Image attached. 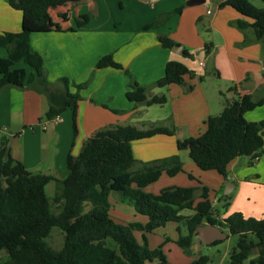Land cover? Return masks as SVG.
Instances as JSON below:
<instances>
[{
	"label": "crops",
	"instance_id": "obj_1",
	"mask_svg": "<svg viewBox=\"0 0 264 264\" xmlns=\"http://www.w3.org/2000/svg\"><path fill=\"white\" fill-rule=\"evenodd\" d=\"M188 1L73 0L66 7L50 11L51 31L32 34L30 46L41 56L50 84L55 85L62 78L68 80L70 92L77 99L75 117L72 110L67 109L56 120H45L48 101L44 94L3 88L0 90V151L8 144L9 155L28 171L53 176L45 192L46 195L47 191L55 194L63 189L62 181L68 175V154L77 156L84 142L98 130L116 125L143 128L145 122L161 123L170 119L175 137L161 135L133 142V157L140 163H148L177 155L182 171L172 177L163 173L144 191L157 195L166 188H198L195 198L198 201L199 189L203 186L209 190L214 218L222 220L238 212L244 218L263 219L264 155L251 164L247 158H235L228 164L227 177L223 178L216 171L201 170L188 160V155L181 156L176 149L177 139L201 135L206 119L219 114L225 104L217 97L222 95L220 87L205 88L206 80L210 78H206L210 75L205 74L207 69L212 71L214 79L228 88L224 102L232 101L238 95H249L253 101L264 98V44L256 39L253 29H239L236 24L243 17L230 7H219L224 0H206L204 4L193 6H187ZM179 9L180 12L175 13ZM168 14L163 24L145 29ZM82 15H86L88 21L83 27H77L75 18ZM21 16V12L0 0V33L19 32ZM159 36L168 38L180 49L162 47ZM185 50L191 59L183 55ZM6 54L0 47V59ZM107 55H111L122 69L96 68L97 62ZM168 61L182 63L194 77H185L184 85L151 87L163 76ZM18 67L25 66L19 63ZM25 69L30 72L29 68ZM125 72L139 85L151 88V95H166L164 105L168 109L161 108L164 105L145 107L127 102ZM73 84L81 88L76 90ZM244 118L247 122L264 120V104L246 112ZM43 125L45 129H42ZM135 217L123 224L144 225L147 222L146 217L136 212ZM219 230L226 237L205 247H217L228 239L229 233ZM133 233L142 243V233ZM151 233L144 234L149 249L161 246L165 255L167 245L172 244L185 254L176 244L177 229L176 237L161 236L153 247L149 243ZM106 246L118 250L112 240L107 239ZM203 246H198L196 236L192 254L184 264H191L202 255ZM3 256L1 253L0 263Z\"/></svg>",
	"mask_w": 264,
	"mask_h": 264
},
{
	"label": "trees",
	"instance_id": "obj_2",
	"mask_svg": "<svg viewBox=\"0 0 264 264\" xmlns=\"http://www.w3.org/2000/svg\"><path fill=\"white\" fill-rule=\"evenodd\" d=\"M5 1L22 16L19 32L0 33V47L7 52L0 59V90L13 87L42 93L48 101L46 120H54L67 109L72 110L74 118L77 99L69 90L68 80H58L57 86L50 84L41 56L30 46L32 34L51 31L50 11L66 7L73 0ZM219 7L234 9L243 17L237 21V27L252 28L256 39L262 41L264 8H257L248 0H224ZM179 12L180 9L175 11ZM169 15L145 29L158 27ZM87 21L88 17L82 15L75 18V25L83 27ZM159 42L167 49L175 46L164 36H159ZM183 55L191 58L186 50ZM19 63L25 67H18ZM106 67L122 69L111 55L96 64V68ZM125 74L129 77L125 92L127 101L145 107L166 103L165 95H151L149 87L139 85L128 72ZM185 77L193 78L194 74L182 63L168 61L163 76L151 87L184 85ZM72 86L76 90L81 88L80 85ZM262 104L264 98L253 101L249 95H238L225 102L219 114L206 119L201 135L177 140L176 149L187 151L189 159L201 170L216 171L226 178L227 166L235 158H247L251 164L264 155V120L247 122L244 118L246 112ZM73 132L75 136V122ZM174 133L173 127L160 123L150 124L147 129L116 125L98 130L84 142L77 156L68 154V175L62 181L63 189L55 193L52 202L45 187L54 177L31 173L10 155L5 158L3 146L0 151V254L1 251L5 253L0 264H169L161 246L149 249L144 235L169 222L184 226L185 235L177 227L176 244L187 255L192 254L196 228L209 224L237 236L229 264H264V218H244L238 212L222 220L214 218L209 190L203 186L199 189L198 201L195 199L198 188H166L157 195L144 191L163 173L169 177L180 173L181 161L175 155L137 164L131 144L155 136H173ZM112 192L119 193L138 215L146 217L147 222L144 225L115 222L109 215ZM52 205L58 209L57 213L51 212ZM184 210L193 214L184 217L180 214ZM77 220L81 223L73 230L72 225ZM53 228L72 231L58 250L46 241ZM134 231L142 233V243L136 240ZM107 239L117 245V251L106 246ZM210 262V257L200 255L191 264Z\"/></svg>",
	"mask_w": 264,
	"mask_h": 264
},
{
	"label": "rangeland",
	"instance_id": "obj_3",
	"mask_svg": "<svg viewBox=\"0 0 264 264\" xmlns=\"http://www.w3.org/2000/svg\"><path fill=\"white\" fill-rule=\"evenodd\" d=\"M251 3L257 8H264V3H261L259 0H251ZM189 59H191V58H189ZM205 74H210L206 77V78H208V77H210V78L208 79V81L206 80L205 88L209 89L211 87L212 88L220 87L222 95L221 96L217 95V97L223 103H225L224 98H226L229 94L228 88H225L224 84L221 83V81L217 80L216 78L214 79V77H212L213 75H212L211 70L207 69L205 71ZM127 79L129 82L128 76H127ZM220 83H221V85H220ZM55 86H57V83L55 84ZM69 90H70V87H69ZM150 90H151V88H150ZM133 106H135V105L133 104ZM161 108L168 109L167 105L161 106ZM58 117H56V118H58ZM56 118L54 120H56ZM150 124H153V123L145 122L144 124H142V126H143L142 129H147ZM160 124L167 126V127H173L172 121L170 119L161 121ZM45 127L46 126L43 125L42 129H45ZM175 135L176 134L174 133L173 137H175ZM177 140H183V139H177ZM178 152L181 156H187L188 155L187 151H185V150L178 151ZM187 158H188V156H187ZM179 159H180V157H179ZM188 160H190V159H188ZM136 162H137V164L140 163L138 161H136ZM33 173L35 174V173H40V172H33ZM42 174H45V173L42 172ZM47 195H48L49 200L52 202V198L54 197L55 194L47 191ZM109 205H110L109 215L115 222L123 224V223L131 222L132 219H136L134 209L124 199H122V197L119 193H117V192L111 193V195L109 197ZM85 211H87V207H85ZM51 212L57 213L58 209H56V207L54 205H52L51 206ZM213 213H215V211H213ZM180 214L184 217H187V216L192 215L193 212L190 210H184ZM137 218L142 219V217H138V216H137ZM80 223H81V220L74 221V223L72 225V229L73 230L76 229L80 225ZM177 226L180 228L181 234L184 235L183 231H185V228L182 224L177 225V224L171 223V222L166 223L164 226L158 227L157 229H155L151 233L152 235L149 237L150 245H152V247L156 246L157 241L159 240V238H161V236L168 238V239L176 237L177 236V233H176ZM71 232H72L71 229L67 232H62L61 230H59L57 228H53L51 233H50L49 238L46 239V241L50 245V247H52L55 250H58L61 248L64 238L66 236L70 235ZM138 240H140V239H138ZM236 242H237V236H233V235L228 234V239H225L223 241V243L217 247H211L208 249L207 247L203 246L201 254L207 255L211 258L210 264H229V255H230L232 249L235 247ZM167 246L168 247L165 249V253H166L165 255L169 258L171 263H173V264L183 263L184 264V262H187V260L189 259L187 254L182 253V251L178 247L173 246L172 244H168ZM0 256H1V254H0Z\"/></svg>",
	"mask_w": 264,
	"mask_h": 264
},
{
	"label": "water",
	"instance_id": "obj_4",
	"mask_svg": "<svg viewBox=\"0 0 264 264\" xmlns=\"http://www.w3.org/2000/svg\"><path fill=\"white\" fill-rule=\"evenodd\" d=\"M205 1L206 0H189L187 2V6L204 4ZM262 42L264 44V35H263ZM174 49H180V47L175 46ZM4 156H5V158L9 157V145L8 144L6 146ZM196 232H197V244H198V246H200L201 244L204 246H207V245L214 243L215 241L223 240L226 237V235L222 231H220L218 227L212 226L209 224H205L203 226L197 227ZM255 252H256V250H255ZM1 253L4 254L5 251H1ZM199 257L200 256H198L197 259Z\"/></svg>",
	"mask_w": 264,
	"mask_h": 264
},
{
	"label": "built area",
	"instance_id": "obj_5",
	"mask_svg": "<svg viewBox=\"0 0 264 264\" xmlns=\"http://www.w3.org/2000/svg\"><path fill=\"white\" fill-rule=\"evenodd\" d=\"M57 119V118H56Z\"/></svg>",
	"mask_w": 264,
	"mask_h": 264
}]
</instances>
